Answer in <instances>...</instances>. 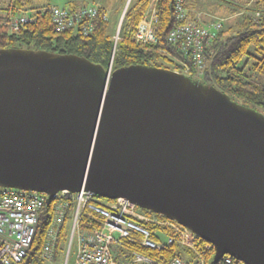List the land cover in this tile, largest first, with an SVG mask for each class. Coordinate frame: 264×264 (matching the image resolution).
Segmentation results:
<instances>
[{
    "label": "water",
    "instance_id": "obj_1",
    "mask_svg": "<svg viewBox=\"0 0 264 264\" xmlns=\"http://www.w3.org/2000/svg\"><path fill=\"white\" fill-rule=\"evenodd\" d=\"M2 186L122 197L210 242V264H264V113L168 67L0 48Z\"/></svg>",
    "mask_w": 264,
    "mask_h": 264
},
{
    "label": "built area",
    "instance_id": "obj_2",
    "mask_svg": "<svg viewBox=\"0 0 264 264\" xmlns=\"http://www.w3.org/2000/svg\"><path fill=\"white\" fill-rule=\"evenodd\" d=\"M186 1H175L176 17L182 22L168 32V40L172 44H179L182 55L194 67L193 77L199 80L208 66L204 51L221 31L222 20L202 19L200 12L191 16L185 6ZM155 4L156 0L149 1L144 16L134 30L133 39L141 45L154 43L156 40L154 25L158 15ZM100 7L99 4H86L72 9L51 4L50 7L44 6L39 10L48 11L57 31L75 27L78 22L84 21L82 33L86 35L93 29L91 20L98 15ZM35 11L19 9L10 14L8 28L18 32L24 23L35 20ZM255 14L258 15V11ZM103 19H108V13L103 14ZM119 39L120 35L116 31L112 37V54ZM181 64L182 68L173 67V70L189 76L190 67L184 61ZM54 196L52 222L40 252L43 264H55V241L67 213L68 196L73 204L68 216L70 243L67 248L69 250L75 242L76 264H208L214 255V246L210 242H200L201 238L187 227L163 215L144 210L125 198L101 200L84 188L71 193L61 190ZM46 199L44 194L38 192L0 187V264H17L26 257L36 235L39 215ZM83 209L91 212V217L98 225L89 220L87 227H80ZM175 242L180 247L191 248L193 260L175 252L161 262L132 247L135 245L162 250ZM222 259L224 264H246L229 255H223Z\"/></svg>",
    "mask_w": 264,
    "mask_h": 264
},
{
    "label": "trees",
    "instance_id": "obj_3",
    "mask_svg": "<svg viewBox=\"0 0 264 264\" xmlns=\"http://www.w3.org/2000/svg\"><path fill=\"white\" fill-rule=\"evenodd\" d=\"M149 1L134 0L125 9L118 33L120 39L112 54L113 41L111 36L107 34L108 19H103V14L106 11L104 7L98 9V15L91 20L93 29L85 35L82 33L84 21L78 22L75 27L57 31L51 22L48 11L39 10L44 6L50 7V4L35 9L29 8L22 0H12L6 5V9H0V48L32 47L52 53L77 54L89 59L94 64H100L104 69H107L110 62L111 69L133 64H146L156 67L159 65L156 63L157 60H162L166 65L170 64L174 68L178 66L182 68L181 61H184L190 67L189 76L193 77L194 67L190 60L182 55L179 44H172L168 40V32L182 22L176 17V0H156L158 19L154 25L156 36L154 43L141 45L133 39L134 30L144 16ZM193 3V0H187L185 3L191 16L198 12L191 8ZM255 5V9L249 8V11L241 17V22L236 25V31L231 35H227L222 20L221 31L204 51L208 66L199 81L214 85L220 91L226 92L233 100L247 106L250 105L260 111V108L264 109V82L261 78L264 77V0H255ZM75 7L70 8L74 9ZM19 9L36 10L33 14L35 20L24 23L18 32H14L8 28V19L10 14H14ZM256 11H258V15L255 14ZM95 196L98 199H104L98 195ZM70 198L68 196L67 213L55 241L53 252L55 263H59L64 256L63 252L67 243L68 216L73 204ZM53 203L54 199L49 200L42 207L32 245L28 249L26 257L17 264H43L40 252L52 222ZM80 218L81 228L87 227L89 220L98 225V222L93 220L91 212L87 209H83ZM203 241L201 238L200 242ZM132 247L145 256L154 257L161 262L173 256L175 252L193 260L191 248L180 247L177 242L166 245L162 250L147 249L135 245ZM212 260L213 256L208 264ZM212 264H224L222 257Z\"/></svg>",
    "mask_w": 264,
    "mask_h": 264
},
{
    "label": "rangeland",
    "instance_id": "obj_4",
    "mask_svg": "<svg viewBox=\"0 0 264 264\" xmlns=\"http://www.w3.org/2000/svg\"><path fill=\"white\" fill-rule=\"evenodd\" d=\"M23 2H27L26 4L29 7H34L35 5H40L44 3H53L57 6H66L69 1H76L81 3L83 6L86 4H102L105 7L106 13H108L107 20V34L111 36V38L115 35L116 31L119 28V22L122 15V10L126 5L128 0H22ZM134 0H130L127 7L133 3ZM12 0H0V9H6V5L11 3ZM255 0H194V9L200 12V17L202 19L208 20L210 18L213 19H221L223 20V28L226 30L227 35L233 34L236 30V25L241 22L242 16L247 13L249 8L255 9ZM119 33V31H118ZM157 64L160 67L171 68L170 64H165L162 60H157ZM158 65V66H159ZM264 82V77H261ZM260 108V107H259ZM264 113V109L260 108ZM67 224V243L64 249V256L59 261V263L55 264H76L75 263V242L71 244V247L68 250L69 235H68V226ZM68 250V252H67ZM67 255L66 261L65 257Z\"/></svg>",
    "mask_w": 264,
    "mask_h": 264
},
{
    "label": "crops",
    "instance_id": "obj_5",
    "mask_svg": "<svg viewBox=\"0 0 264 264\" xmlns=\"http://www.w3.org/2000/svg\"><path fill=\"white\" fill-rule=\"evenodd\" d=\"M193 1H194V0H193ZM26 3H27V2H26ZM46 4L48 5V4H50V3H44V4H40V5H35L33 8H35V9H36V8H40V6H43V5H46ZM51 4H53V3H51ZM51 4H50V5H51ZM99 4H100V3H99ZM26 5H27V4H26ZM66 6H67V7H72V8H73L74 6H82V4H81V3H78V2H76V1H73V2H72V1H69L68 4H67ZM100 6H101V7H104L102 4H100ZM29 8H30V7H29ZM104 8H105V7H104ZM191 8L194 9V3H193V5H192Z\"/></svg>",
    "mask_w": 264,
    "mask_h": 264
}]
</instances>
